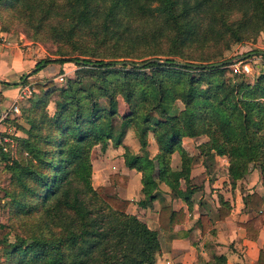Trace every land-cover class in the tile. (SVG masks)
<instances>
[{
  "label": "trees",
  "instance_id": "16d2710c",
  "mask_svg": "<svg viewBox=\"0 0 264 264\" xmlns=\"http://www.w3.org/2000/svg\"><path fill=\"white\" fill-rule=\"evenodd\" d=\"M34 9L43 16L55 9L58 20L51 27L52 36L77 52L74 57L40 60L34 71L51 61H72L81 67L75 79L59 88L65 103L54 118L45 109L49 90L44 87L49 83H36L40 91L27 107L21 106L30 127L24 130L26 136L15 137L18 155L2 151L9 172L3 205L16 219L32 218L31 226H36V233L26 236L18 232L23 224L8 223L15 240L4 234L0 243L14 246L5 252L14 260L11 264H156L161 248L158 230L128 212L127 198L91 184V147L123 145L130 126L142 148L140 154L123 146L125 165L141 173L143 197L137 205L152 206L158 200V226L163 232L183 222L185 212L158 191L159 182L175 190L188 208L193 204L196 187L189 184L191 156L183 146L185 136L205 134L200 152L210 161L214 153L227 155L233 180L247 173L251 161H258L264 182V134L259 133L264 127V73L254 83L230 85L216 62L127 59L143 52V47L150 54L159 49L158 37H139L124 21L162 17L160 36L170 32V47L162 52L182 57L188 49L212 40L243 39L249 26L264 18V0H39L31 6ZM236 12L240 17L231 18ZM117 95L128 104L127 113H120ZM176 101L182 107L172 111ZM149 132L157 144L153 156L146 148ZM174 152L180 155L179 166L171 165ZM181 178L186 189L178 188ZM128 180L121 172L109 175L114 185L124 187ZM243 201L254 214L239 225L248 238L256 239L264 225L263 198L253 191ZM219 203L217 215L224 219L230 204L221 195ZM198 222L202 233L210 230L209 214L201 213ZM206 263L225 264V256L213 255ZM258 264H264L262 249Z\"/></svg>",
  "mask_w": 264,
  "mask_h": 264
},
{
  "label": "rangeland",
  "instance_id": "374dc122",
  "mask_svg": "<svg viewBox=\"0 0 264 264\" xmlns=\"http://www.w3.org/2000/svg\"><path fill=\"white\" fill-rule=\"evenodd\" d=\"M12 0H0V29L6 31L8 33V42L10 44L16 45L21 49L25 50L28 46L32 49V56L39 62L43 59H57L60 57H74L77 55V52L73 50V48L69 45L63 44V42H57L51 33V27L57 24V18L54 17L55 9L51 11L47 16H43V12L34 9V12L31 11V6L36 5L39 0H16L15 2H11ZM64 0H57L58 3H62ZM57 7V6H56ZM240 13L236 12L232 14L231 18H238ZM43 16V17H42ZM42 17V20H41ZM255 24H251L249 26V30L245 37L240 41L229 40L227 38H223L218 41H210L204 46L200 47H192L185 51V56H177L173 54H165L162 51L167 50L170 46L169 35L170 32L160 33L162 30V17H155L153 15L143 16V17H129L125 18L124 21L129 25L133 34L137 36H146L150 35L158 37V43H155L156 47L159 49L158 54H150L144 50L145 47L142 48L144 52H137L135 57L128 56L127 59L141 61L148 57H157L160 60L174 59L175 61H189L190 63H215L220 62L221 64L216 67L220 70L221 77L223 78L225 83L230 85H236L240 81H244L247 83H254L258 76L261 73H264V56L262 55V51H264V18H261ZM152 42V41H151ZM167 53V52H166ZM244 55V59H246L250 64V71H239L234 72L233 67L235 64L239 65V60L237 57ZM93 59V58H91ZM36 62V63H37ZM48 70L45 72L44 76L40 77V80H37L34 77L38 76H29L31 73H28L24 76V84L29 85L31 92L19 103V112H22V107H27L29 103L30 97H35L36 93L40 91L36 88V83L47 84L48 86L44 87V91L49 90V95L47 97V102L45 104V109L47 113L51 117H56L59 111V108L65 103L63 98L60 95L59 88L64 87L67 84L69 78L75 79V71L79 69L81 66L75 64L72 61H66L64 63L51 61L47 64ZM87 68V67H86ZM86 75V74H85ZM88 76H84V80H88ZM118 107L120 113L124 114L129 111L128 104L124 101V99L117 95ZM100 102L105 103L106 99L100 97ZM182 107V104L179 101L175 102V105L172 106V111L178 110ZM15 111L14 109H11ZM44 110V109H43ZM23 116V115H22ZM21 118V115L19 116ZM117 121L119 118H116ZM23 120L25 121L24 117ZM12 122L17 121L16 118L11 120ZM26 122L27 128L30 127L28 121ZM25 128V129H27ZM24 129V130H25ZM25 132V131H24ZM259 133L264 134V127L261 129ZM11 138V142L8 147V153H10L13 157L18 155V145L15 137L17 135L8 133ZM23 136H26V132ZM20 136V137H23ZM202 137L207 136L204 134L198 137H189L185 136L183 146L186 152L192 156L191 164H190V173L191 177L190 185L191 187H196L195 191L192 195L193 202L195 203V207L199 209V202L201 204H207V209L211 211H215L216 200L218 194H221L217 191L216 196L212 197L211 192L213 189H219L222 192H227L232 190L237 186L240 189L246 185V182L240 181L235 182L232 181L231 176L227 173V165L226 159L228 156H221L216 159V161H210L207 156L203 155L200 152V148L198 145L203 142ZM148 143H147V152L151 154L154 152L157 144L153 138V134L149 132L148 134ZM149 139H152L149 141ZM153 144V147H152ZM124 145H127L132 152L142 153V148L138 142V138L136 136L135 130L132 126L128 127L126 130V134L123 139V145H119L114 147L111 142L108 143L107 147L102 150L100 144H94L90 150V159L92 163L91 169V184L93 187H97L99 185L104 186V191L109 194H115L120 197L127 198L129 200L128 204V212L136 214L140 219L146 220L149 226H154L158 228V232L160 233V241L164 243L167 241L166 236L162 230L159 229L158 226V218L157 213L159 209L158 200H154L152 206H147L142 209V207L137 205V201L142 199L143 193L141 192V182H138L136 178L129 176V181L126 186L114 185L109 183V175L118 172L121 169L122 164L124 163L123 152ZM155 146V147H154ZM178 161V166L180 164V155L178 152H174L173 163L175 164ZM204 163V164H203ZM204 165V166H203ZM259 162L251 161L248 165V171L244 175V178L248 184L252 185V188H255L259 180L262 179L259 173ZM257 168L258 175L252 173L253 170ZM203 169V170H202ZM207 169V170H206ZM8 176L9 172L5 171V177L3 179L4 186L8 184ZM141 178V177H140ZM258 178V179H257ZM257 179V180H256ZM207 186V191H205L203 187V182ZM215 182L218 186H211V184ZM187 182L185 179H179L178 188L186 189ZM120 187L126 189H118ZM217 187V188H215ZM164 188L168 189L165 190ZM122 190V191H121ZM211 190V191H210ZM243 190V189H242ZM158 191L165 194V197L171 199V203L178 206L180 205V195L173 189L165 184L164 182H159ZM5 197L3 196V192L0 190V225L4 223L5 226H0V238L3 237L4 234H7V238L10 241L15 240L14 232L15 230L10 229L7 225L8 223L13 222L16 226H20L18 228V232L22 235H32L36 230L35 224L31 226L34 222L32 218L23 217L22 220L16 219L13 215L9 213V210L4 207L3 203L5 201ZM215 203V204H214ZM175 207V206H174ZM201 209V208H200ZM193 213H195L193 211ZM197 213V211H196ZM196 213L193 216L191 213V217H196ZM157 223V224H155ZM198 236L193 235L190 238V241H196L199 244L200 239L198 240ZM169 242V241H168ZM170 243V242H169ZM203 245V244H202ZM201 245V246H202ZM14 246H9L0 243V264H11L12 257L6 255V249H13ZM170 248V246H165V248ZM172 249V254L169 256H161V261L165 262L168 258L172 259L174 263L178 264H202L200 260L197 259V254L199 252L205 253V251H201V247H198L195 251L194 249H187L186 246L182 244H177ZM171 250V249H170ZM8 251V250H7ZM177 251L182 252L183 256L178 259ZM14 261V260H13ZM13 264H15L13 262ZM32 264H37L36 262ZM40 264H42L40 262Z\"/></svg>",
  "mask_w": 264,
  "mask_h": 264
},
{
  "label": "crops",
  "instance_id": "0c3cea01",
  "mask_svg": "<svg viewBox=\"0 0 264 264\" xmlns=\"http://www.w3.org/2000/svg\"><path fill=\"white\" fill-rule=\"evenodd\" d=\"M8 41V33L0 29V116H4L0 121V130L6 133L15 134L17 136H23L25 133L24 129L27 128L26 126H28L23 120L22 112H19V103L22 102V100H24L25 98H27V96L23 98H20L19 96L22 86L25 85L24 76L28 73H31V75L29 76H44L45 72H47L48 70V65L35 72L34 69L37 60L32 56L31 47L28 46L25 50H23L20 47H17L16 45L10 44V42ZM14 106L17 107V110L12 111L11 109H13ZM20 115L21 118L19 117ZM13 118H16L17 121L12 122L11 120H13ZM202 138V141L207 140L206 137ZM151 140L152 139H149V141ZM2 151L4 150H2L0 147V190L3 192V188H5L3 179L5 177L6 170L4 168V162L2 160ZM156 152L157 147H155L154 152L149 154V156L155 155ZM173 156L174 153L171 157V165L177 166L178 161L175 160L176 163L174 164ZM221 156L224 157V154L221 155L214 153L212 162H215L216 159ZM226 165L227 173L230 176L228 171V158L226 159ZM118 172L127 174L130 177L132 175V177L136 178L138 182H141V173L134 168H128L125 163L122 164L121 169ZM252 173L258 175L257 168H255ZM243 178L244 176L235 180L231 179L235 182H246V185L242 188L243 190L240 189L239 186H236L233 189V192L232 190H229L227 192H222L219 189L212 190V197L216 196V193H213L214 191L221 193L218 194L217 200L215 202L216 206L214 212L207 209V204L204 205L200 202L199 209L195 207L194 202L192 204V207L188 208V205L180 197H178L180 199V205L176 206L174 205V201L176 198L173 199V207L175 206V209L183 208L185 212V218L183 222L176 224L170 232H164L167 241L161 243V248L156 254V264H178L174 263L173 260L169 258L165 262H163L161 261L160 257L164 256L165 254L166 256L171 255L172 249L174 250L173 247L179 243L186 246L187 249H194L195 251L197 250V252L198 247H201V251H205V253L199 252L197 254V259H199L200 263L202 264H207L206 262L210 258H212L213 255H224L225 264H258L259 250L262 249L264 251V225L260 229L257 238L250 239L246 236L245 229L239 225V222L249 219L254 214L253 211H249L245 207L243 196L247 193L256 191L263 198L262 207L264 208V182L262 181V179H260L258 185L255 188H252V185L248 184L247 181ZM102 186H105V183H103ZM207 186L208 184L206 185L204 181L202 188L205 191H207ZM211 186H218V184L213 182ZM118 189L125 190L126 187L122 188L119 186ZM164 189L168 190L166 188ZM219 195H221L224 200L228 201L230 204V213L224 219H220L217 215V208L220 204ZM143 208L145 207H142V209ZM193 211L195 213L197 211L195 218L193 217L195 215ZM156 213L158 218V212ZM191 213L193 214L192 217ZM201 213L209 214L212 219L211 228L205 233L201 232V225L198 222V216ZM143 221L147 223L146 220ZM149 227L158 229L156 225L154 226V224L153 226ZM160 233L161 231H159V238ZM193 235L198 236V240L200 239L199 244H197L196 241H190V238H192ZM166 245L170 246V248L163 249ZM177 256V260L179 261V258L183 256V253L177 251Z\"/></svg>",
  "mask_w": 264,
  "mask_h": 264
},
{
  "label": "built area",
  "instance_id": "2783aa9c",
  "mask_svg": "<svg viewBox=\"0 0 264 264\" xmlns=\"http://www.w3.org/2000/svg\"><path fill=\"white\" fill-rule=\"evenodd\" d=\"M237 58L240 59L239 60L240 66L235 64V66L233 67L234 72H239V71L249 72L251 67H250L249 62L246 59H244V56L243 57L240 56ZM262 64H264V61ZM30 92H31L30 86L25 84L22 86L20 93H19V96H20V98H23L25 96H28L30 94ZM13 109L17 110V107L14 106ZM3 117L4 116H0V121L2 120ZM10 142H11V138L8 135V133L0 130V147H1V149L4 151H7L8 147H9L8 144H10Z\"/></svg>",
  "mask_w": 264,
  "mask_h": 264
},
{
  "label": "water",
  "instance_id": "95a60500",
  "mask_svg": "<svg viewBox=\"0 0 264 264\" xmlns=\"http://www.w3.org/2000/svg\"><path fill=\"white\" fill-rule=\"evenodd\" d=\"M262 53H264V51H262ZM244 55H241V57H243ZM221 64L220 62H216L215 65H219Z\"/></svg>",
  "mask_w": 264,
  "mask_h": 264
}]
</instances>
